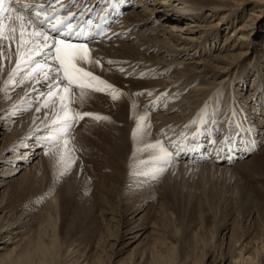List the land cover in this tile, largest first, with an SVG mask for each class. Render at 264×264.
Returning a JSON list of instances; mask_svg holds the SVG:
<instances>
[{
  "label": "bare ground",
  "instance_id": "obj_1",
  "mask_svg": "<svg viewBox=\"0 0 264 264\" xmlns=\"http://www.w3.org/2000/svg\"><path fill=\"white\" fill-rule=\"evenodd\" d=\"M121 1L131 4L123 20L119 21V28L126 31L108 41L93 42L89 47L95 49L93 56L102 58L103 67L111 69L112 76L129 86L133 95L145 93L136 95L139 107L147 110V102L155 97L160 98L157 111L147 112L152 126L149 142L162 140L158 130L164 126L184 124L210 109H213L210 117L217 119L226 113L222 110L232 109L241 130L246 129L249 145L253 147V144H257L256 148L248 149L245 156L236 160V166L241 169L255 163L258 155L264 152V53L250 48V38L261 27L264 0H255L256 6L250 13L241 6L252 3L251 0ZM252 43L256 44L254 41ZM16 59L14 48L11 53L6 48L0 52V88H3ZM107 60L117 63L109 65L104 62ZM121 68L125 71L117 70ZM32 86L29 82L15 90L9 86L6 92H0V113L5 114L0 115V264H171L169 262L172 260L153 254L150 250L151 244L171 246L172 241L165 240L167 235H164L165 231L158 220L149 224L143 218L144 213H140L145 209L144 204L140 205L139 200L136 202L133 189L129 186L131 162L125 160L119 167L117 163L108 161L111 174L114 170L111 171L110 167L116 168V165L120 172H124L121 176H124L122 186L117 185L116 196L109 185L97 186L98 181L95 180L98 177H93L91 182L86 179L87 174L81 168L83 161L80 164L77 160L78 165L71 171L74 178L70 176L69 183L65 181L68 186L64 182L56 183L37 188L38 191L31 186V181L38 177L36 170L42 169L40 164L46 167L49 157L40 144L46 130L38 129H45L52 119L49 109L36 111L43 103V97L37 102L36 93L31 92ZM36 87L43 90V85ZM165 99L169 102L162 107ZM29 103L32 104L31 108L23 111ZM13 109H20L19 114L5 118ZM126 110L127 117L129 112ZM45 112H48L47 119ZM135 116L138 115L135 113ZM105 122L103 124L107 131L109 125ZM215 124L217 130L224 127L221 122ZM249 130L252 133L248 135ZM114 146L116 149L117 145ZM37 157L40 163L35 168L28 166ZM230 166L224 162L187 163L180 158L166 171L161 182V195L158 196L163 199V194L171 187V181L181 174L186 175L187 171L203 177L218 176L220 173L227 175L234 170ZM93 180L96 183L94 186ZM74 184L81 186H72ZM87 192L90 195L87 196L88 200L84 195L86 204L73 207L77 201L75 199ZM99 203H104V207H98ZM158 203L163 205L161 201ZM117 207L121 210L117 211ZM96 211L99 213L97 221L80 216ZM139 213V219L135 220ZM228 218L218 225L217 231L221 237H230L233 226ZM106 232L110 234L102 243L100 237ZM247 235L241 239L239 253L234 257L239 261L253 257L255 241H246ZM210 253L206 255L209 263L230 264L232 261L223 256L215 259Z\"/></svg>",
  "mask_w": 264,
  "mask_h": 264
},
{
  "label": "rangeland",
  "instance_id": "obj_2",
  "mask_svg": "<svg viewBox=\"0 0 264 264\" xmlns=\"http://www.w3.org/2000/svg\"><path fill=\"white\" fill-rule=\"evenodd\" d=\"M254 1L255 0H251L252 3L246 5L247 7L245 5L241 7L245 8V11L250 13L252 12L251 9H253L254 6H256ZM261 20H262L260 22L261 27L259 28V30L257 29L255 35H253V37L250 38L251 39L250 48L255 51L257 50L258 53L260 52L264 53V13L262 14ZM184 24L185 22H183V25ZM252 41H254L256 44L252 43ZM92 55L94 54L92 53ZM90 68L91 69L89 70L91 71L94 70L93 72L96 75L101 76L103 79L113 84L116 88L122 90L124 95L119 100L113 101L111 97L107 94L92 93L88 98H86V100L82 105L79 103L74 104L73 107L77 111L96 113L109 117L108 120H104V122L106 121L105 123L109 125V129H107V131L105 130L106 128L104 127L103 120L96 121L91 119L90 117H85L83 120L79 121V123L76 125L75 130L73 132L74 140L72 141V143L78 149L76 152L77 162L81 164L83 161V163L81 164V168H84L85 175L87 174L86 179L90 181L92 180L93 177L94 178L98 177L97 180H95L98 181L97 186L109 185V187L112 188L113 195L116 196L117 195L116 188H118L119 184L120 186H122V181L124 176L123 178H121V176L123 175L124 172L123 171H122L123 173L120 172V169L117 168L116 165L117 169L115 167H110V168H112L111 171L114 170V173L117 174L115 175L113 173L115 176L111 174V172H109L110 170H108V166H110V164H108L109 160L114 162L113 164L117 163L119 167H122V164L125 162V160H127L128 162H131L130 165L132 166V171L134 172L148 170V168L139 165L138 162L140 160L147 159V155H149V152L143 151V145L150 143L149 140L152 138V135L151 134L145 135L143 137V140L135 145V147L140 148L141 151L137 152L134 162L131 159L133 153L132 147H134L133 140L131 139L132 138L131 133L135 127V123H134L135 118L140 115L147 114L149 119V114H148L149 110H144V108L139 107L137 101L138 98L136 97V95H133L129 86L126 87L127 85H124L125 83L123 81L119 79L117 80V77L112 76V73H110L108 69H106L105 67H103V69H100L99 67H95V65L91 66ZM105 76L107 79L105 78ZM110 77L112 79H110ZM131 109H133L136 112L132 111ZM124 110H126L127 113L129 112L127 117L125 115ZM135 113L138 116H135ZM122 125H125V127ZM107 132L109 133V135H107ZM114 132L116 133V135ZM107 136L109 137L108 139L106 138ZM113 136H116L118 138L115 139ZM1 138L2 136H0V139ZM108 140L110 141L108 142ZM104 141H106L107 143H105ZM115 144L118 147V148L116 147V149H114ZM118 144L120 147L118 146ZM102 145H104L106 148L104 146L103 148ZM263 154L264 152L259 154L257 157L258 160L256 158L255 163L254 162L252 164L250 163V165H248L245 168L243 167H241V169L237 168L240 167V166H236L238 165L237 162L232 164L230 167L231 168L234 167L233 172L227 175L224 174L227 178L226 177L224 178V175L222 173H220L221 174L220 177H219L220 174H218V176L206 175L203 177L201 175L197 176V174L189 173L187 171L186 175L181 174L179 175V177L171 181V184L169 185L171 187L167 192L168 194L164 193L163 199H161L158 195H161L160 191L162 190L163 187L161 185V182L166 176L165 175L166 172L159 179H155V180L153 179L144 180L141 179L139 176H131L129 178V182H130L129 186L131 187V189H133V197L137 199L136 200L137 203L139 200L140 205L144 204L143 206L145 209L142 212H140L141 214L144 213L143 218L147 222H149V224H151L153 221L158 220L159 225L165 231L164 235L165 236L167 235L165 240L172 241L171 246L169 245L165 246L163 243H162L163 245L161 243L159 244L157 243L158 245L151 244L150 245L151 252L153 254L163 255L164 257L168 258L170 261L172 260L171 262H169L171 264L172 263L201 264V261L203 262L202 264H210V263L212 264V262L209 263L206 259V255L210 252H211L210 254H213L215 259H218L222 256L229 258L230 260H232L230 264H240V263L264 264V155ZM40 161L41 160L39 159V157L32 159L28 163V166H30L31 168H35L38 165V163H40ZM47 161L48 164L46 167L40 164L42 169L36 170L38 179L36 178L30 183L31 186H34L35 190L37 188L41 189V187L43 186H50V184L55 185L56 183L63 184L64 182V184L67 185L69 183L68 180L70 179L72 169L75 167V165H78V163L75 162L70 172L62 175L63 169L55 163V160L53 158L49 156ZM11 166L12 165H10L9 167ZM83 166H87L89 169ZM93 168L97 170H94ZM114 168L116 169V171ZM235 170H237V172ZM44 173L46 174L44 175ZM103 175L105 177L107 176V178L104 177L106 180L103 179L102 177ZM228 175L231 176H229L228 178ZM116 176L118 177L117 180L115 179ZM72 177L73 175L71 176V178ZM227 179L230 180L228 181ZM65 181H67L68 183L66 182L67 183L66 184ZM95 184L96 183L94 182L93 186ZM77 185L81 186L80 184H74L72 186H77ZM136 194L138 195V198L136 197L137 196ZM248 194L250 195L249 197ZM84 195L85 197H87L90 194H88V192L87 194L86 193H83L82 195L80 194V196H78V199L77 198L75 199V201L76 200L77 201L74 202L73 207L77 206V208H79V206L86 204L88 197L86 200L84 199L85 198ZM158 201H161L163 205L159 204ZM114 202L115 200H113V203ZM98 207L103 208L104 203H99ZM116 210L118 211L121 209L117 207ZM140 213L135 217V220L139 219L141 215ZM80 216H84L85 218H87L86 220L97 221L99 218V213L98 211H96L92 214H80ZM131 216L132 215L130 214V217ZM225 218H228L229 221L232 223L231 227L233 226L231 228L230 237L229 236L221 237L219 236V233L217 231L218 225ZM110 233L106 232V235L101 236L99 241L103 243L105 238H107ZM246 233L249 234V236L247 235L248 238L246 241H248L249 239L255 241L254 251L252 254L253 257L251 259H245L247 261L244 260L239 261L240 260L239 258H234V257L235 254L238 255L239 253L238 247L240 246L241 244L240 242H242ZM199 234H201L202 236ZM235 245L237 248L234 249ZM245 258H247V256Z\"/></svg>",
  "mask_w": 264,
  "mask_h": 264
},
{
  "label": "snow or ice",
  "instance_id": "obj_3",
  "mask_svg": "<svg viewBox=\"0 0 264 264\" xmlns=\"http://www.w3.org/2000/svg\"><path fill=\"white\" fill-rule=\"evenodd\" d=\"M80 2L81 0H69L65 4L63 0H0V52L6 48L11 53L14 48L17 57L0 92H6L9 86L15 90L31 82V92L36 93L35 100L39 102L43 97V103L36 111L39 112L41 108L49 109L52 119L45 125V129H38L46 130L40 144L46 149L45 154L63 169L62 175L70 172L77 159L78 149L72 141L79 121L85 117L96 121L109 119L101 114L77 111L73 105H82L92 93L107 94L113 101L124 95L122 90L89 70L93 65L103 69L102 58L93 57L95 49L89 45L112 38L107 31L110 24L96 21H107L108 16L117 11L119 0H104L105 7L99 13L96 5L88 6L92 0H84V5L78 7ZM104 62L109 65L117 63L112 60ZM117 70L125 71L122 68ZM37 85H43V90ZM31 106L29 103L28 108L23 111H28ZM19 111L20 109H13L5 118L17 116ZM45 118H48V112H45ZM208 122L205 119L204 123ZM151 127L147 114L135 118V127L131 133L134 162L137 152L141 151L135 145L145 135L151 134ZM161 134L163 135V130ZM200 135V131L194 130L190 138H183V142L169 138L167 144L164 140L144 144L143 151L150 155L138 163L148 170L134 172L130 165V176H139L144 180L159 179L176 162L181 152L198 150L191 145ZM221 135V144L228 145L232 142L231 135ZM210 142L217 143L216 140Z\"/></svg>",
  "mask_w": 264,
  "mask_h": 264
}]
</instances>
